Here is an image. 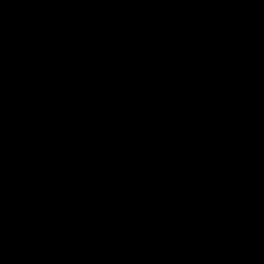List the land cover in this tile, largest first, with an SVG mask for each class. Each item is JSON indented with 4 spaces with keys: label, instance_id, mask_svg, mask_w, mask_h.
Wrapping results in <instances>:
<instances>
[{
    "label": "water",
    "instance_id": "water-1",
    "mask_svg": "<svg viewBox=\"0 0 264 264\" xmlns=\"http://www.w3.org/2000/svg\"><path fill=\"white\" fill-rule=\"evenodd\" d=\"M0 264H264V0H0Z\"/></svg>",
    "mask_w": 264,
    "mask_h": 264
}]
</instances>
